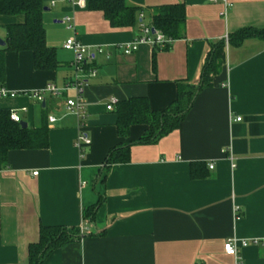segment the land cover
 Instances as JSON below:
<instances>
[{
	"label": "crops",
	"instance_id": "0c3cea01",
	"mask_svg": "<svg viewBox=\"0 0 264 264\" xmlns=\"http://www.w3.org/2000/svg\"><path fill=\"white\" fill-rule=\"evenodd\" d=\"M125 1L142 13L118 28L72 0H42L55 71L35 70L29 52L3 54V87L19 95L1 98L0 110L17 112L27 128L47 127L49 146L10 151L0 164V264H29V247L50 226L89 233L44 264H264V39L226 44L211 85L199 90L219 43L242 29L264 30V0ZM172 5L185 7L183 37L166 51L143 45L125 55L123 47L142 37L141 22L151 27L150 9ZM23 22L21 15H0V51L11 25ZM71 38L90 48L88 66L97 72L80 74L88 82L83 120L66 110L74 89L46 94L42 103L21 94L72 83L75 53L63 48ZM178 83L198 91L176 131L147 145L137 144L147 125L118 135L117 115L106 110L111 99L144 98L161 112L178 99ZM83 132L91 144L80 150ZM132 142L128 163L105 165L113 148ZM100 202L95 220H84L83 212ZM231 239L250 243L239 260L224 252Z\"/></svg>",
	"mask_w": 264,
	"mask_h": 264
},
{
	"label": "trees",
	"instance_id": "16d2710c",
	"mask_svg": "<svg viewBox=\"0 0 264 264\" xmlns=\"http://www.w3.org/2000/svg\"><path fill=\"white\" fill-rule=\"evenodd\" d=\"M86 8L95 12H103L106 20L112 27L126 28L134 25L142 10L128 4L125 0H87ZM44 7L42 0H0V15L15 16L21 15L24 18L22 24L11 25L8 29L7 46L0 51V87H3L5 80L4 52L31 53L33 55V67L35 70L55 71L58 68L56 53L49 48L45 39V28L43 25ZM150 25L156 31L165 35L166 39L173 43L183 37L182 31L186 23L185 7L183 5L157 6L150 9ZM264 39V30L257 31L252 28L242 29L228 37V46H240L247 39ZM226 42L219 43L214 52L209 56L201 72V86L199 90L211 85L212 77L218 68L219 62L224 57ZM169 44L155 50H167ZM85 69L90 68L86 64ZM178 83L179 97L168 109L155 112L150 109L149 102L144 98H131L130 100L119 101L115 107L117 115V131L121 138L128 137L132 126H148L137 144L147 145L155 143L174 131L179 126L198 90L183 87ZM10 112L0 110V164L7 162V155L15 150H45L49 146L48 129L27 128L24 129L20 123L12 122ZM131 144H119L108 154L105 165L107 167L118 164H125L130 161ZM197 167L193 165L194 176ZM101 202L83 212L84 220L92 222L95 220L96 211ZM39 241L29 247V264H44L48 256L54 251L77 242L82 239L79 227L50 226L40 228Z\"/></svg>",
	"mask_w": 264,
	"mask_h": 264
},
{
	"label": "built area",
	"instance_id": "2783aa9c",
	"mask_svg": "<svg viewBox=\"0 0 264 264\" xmlns=\"http://www.w3.org/2000/svg\"><path fill=\"white\" fill-rule=\"evenodd\" d=\"M211 2H216V0H210ZM87 0H72V4L74 6H77L80 9H84L86 6ZM64 24L67 25L68 30L74 29V25L72 24V19L69 17H66L63 21ZM140 31L141 36L137 40L133 41L129 45H126L123 47V51L125 55L132 54L134 52H137L140 46L143 45H149L153 48H163L166 44H171L170 41H168L160 31H156L152 29L149 25H147L144 21L140 24ZM228 38H226V44H227ZM63 48L67 51H72L75 53V59L73 61L72 67H74L75 70V76L72 80V83L67 86L64 89H59L58 87H55L53 84H48L43 90L41 91H31L28 93H21L24 96L30 97L37 101L38 103H42L45 98L44 96L46 94H49L53 97L58 98L57 96H61L63 92H66L68 90L74 89L76 92L75 98L72 100H67L66 102V110L71 113L75 114L80 120H83L85 117V100L83 94V90L88 84L87 81L84 79H80V74H84L88 78H94L97 74L96 70L93 68H86L85 65L89 63V61L92 58V55L90 53V48L87 46H83L80 42H78L75 38H71L69 41L66 42V44L63 46ZM96 52L100 53L101 49H95ZM19 94L16 92H11L5 87H0V99L1 98H7V99H14V97L18 96ZM117 100L111 99L108 103L106 110L113 112L114 107L117 104ZM10 118L12 122L20 123L21 118L17 112H10ZM56 120L52 117H49V123H54ZM236 121L241 122V118L237 117ZM76 146L81 150L85 147H88L91 144V140L87 138V136L84 134V132L77 138L76 140ZM235 167V166H233ZM210 170L214 169V165H209ZM38 173H34V175H37ZM239 209H235V213L238 214ZM81 235H85L89 233V230L87 228L80 227ZM254 244H258L259 242L257 240L253 241ZM252 243V244H253ZM250 245L249 242L243 241V240H237V239H231L228 240L224 244V252L230 256L235 258L236 260L240 259V249L246 248Z\"/></svg>",
	"mask_w": 264,
	"mask_h": 264
},
{
	"label": "water",
	"instance_id": "95a60500",
	"mask_svg": "<svg viewBox=\"0 0 264 264\" xmlns=\"http://www.w3.org/2000/svg\"><path fill=\"white\" fill-rule=\"evenodd\" d=\"M44 10H46V9H44ZM46 11H47V10H46ZM0 45H3V46H4L5 43H3V42L0 41ZM20 126H21L22 128H24V129H27V125H26L25 123H23V122L20 123Z\"/></svg>",
	"mask_w": 264,
	"mask_h": 264
}]
</instances>
